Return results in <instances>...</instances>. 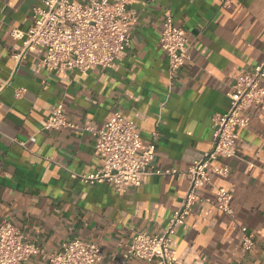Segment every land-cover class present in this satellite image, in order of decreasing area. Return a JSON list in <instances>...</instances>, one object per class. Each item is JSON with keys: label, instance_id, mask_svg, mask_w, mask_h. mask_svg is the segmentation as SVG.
<instances>
[{"label": "crops", "instance_id": "crops-1", "mask_svg": "<svg viewBox=\"0 0 264 264\" xmlns=\"http://www.w3.org/2000/svg\"><path fill=\"white\" fill-rule=\"evenodd\" d=\"M37 4L0 0V221L14 223L46 253L78 238L98 244V264H121L135 232L166 227L188 182L150 175L118 194L108 184L73 178L101 166L95 137L77 129L42 131L50 108L61 104L69 120L97 128L118 111L144 142L154 139L151 169H187L210 148L212 118L228 110L235 74L251 71L264 56V0H231L227 7L222 0L134 2L127 7L135 17L129 47L111 67L84 73L48 71L33 54L14 61L22 40L11 32L32 26ZM168 15L185 30L188 53L172 80L159 45ZM249 114V127L237 132L229 176L210 175L201 201L176 230L175 264H264V105ZM218 187L232 194L233 218L205 201ZM241 227L255 237L250 251L241 245ZM26 264L49 262L36 256Z\"/></svg>", "mask_w": 264, "mask_h": 264}, {"label": "built area", "instance_id": "built-area-1", "mask_svg": "<svg viewBox=\"0 0 264 264\" xmlns=\"http://www.w3.org/2000/svg\"><path fill=\"white\" fill-rule=\"evenodd\" d=\"M139 0H38L33 8V24L26 31L12 30L14 38L22 40L17 63L28 55L37 56V65L54 72H87L91 68L106 69L130 44V31L135 17L127 7ZM231 0H222L229 6ZM159 45L168 60L169 78L188 60L185 30L177 26L171 15L165 17ZM172 84V81L170 82ZM228 110L212 118L210 148L185 170L173 167L151 169L155 141L144 142L133 121L122 113H110L97 128L86 120L75 123L64 114L61 104L52 106L42 131L77 129L95 137V153L102 159L92 174L71 173L85 183L112 186L118 194L137 188L150 175L183 177L188 182L178 208L170 215L166 227L157 234L137 231L123 252L121 264L139 259L154 264H175L173 247L176 230L182 226L193 207L201 201V189L210 182V175L227 178L229 161L237 156L238 129L250 125V109L264 105V56L251 71H238L232 88L227 92ZM33 143L35 136L28 140ZM232 194L223 187L215 190L213 198L205 199L213 207L233 218ZM241 245L250 251L255 237L241 227ZM40 256L49 264H98L102 252L98 244L74 238L63 242L53 253L44 252L37 244L25 240L14 223L0 221V264H26ZM115 259V256L112 258Z\"/></svg>", "mask_w": 264, "mask_h": 264}]
</instances>
